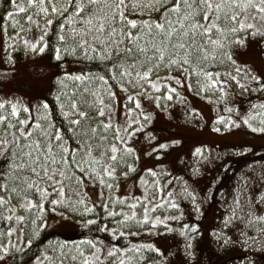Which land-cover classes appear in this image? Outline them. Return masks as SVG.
Wrapping results in <instances>:
<instances>
[{
  "label": "snow or ice",
  "instance_id": "snow-or-ice-1",
  "mask_svg": "<svg viewBox=\"0 0 264 264\" xmlns=\"http://www.w3.org/2000/svg\"><path fill=\"white\" fill-rule=\"evenodd\" d=\"M8 4L10 10L2 18L13 27L10 43L4 45L10 67L15 46L41 55L31 61L30 71L25 69L23 80H17L16 71L0 72V91L15 88L37 98L32 104L0 97V264H6L9 256L17 264L16 254L27 258L19 264H108L109 258H114L112 264H167L153 243L129 240L127 247H106L99 238L83 233L75 240H49L32 252L41 230L50 227L49 219L53 231L79 226L89 233H111L113 239H127L132 228L149 233L163 228L178 232L185 254L194 257L199 225L174 228L169 221L180 220L183 213L155 214L162 207L180 208L172 186L164 187L162 169H144L139 177L142 195L120 196L115 189L120 187L119 178L136 170L132 161L139 157L131 138L153 123L154 114L142 100L156 108L163 102L166 108L168 101L183 100L178 86L186 82L188 89L217 103L234 91L232 83L242 92L264 93V73L238 62L239 48L250 36L264 42V0H8ZM34 28L40 34L30 38ZM68 57L85 65L94 63L74 72L66 66ZM101 66L102 71L92 70ZM111 82L125 93L123 123L113 119L117 94ZM233 111L225 106L224 114L215 116L214 131L243 123L264 133V126L254 127L257 119L264 125V101L252 104L238 119H233ZM188 115L200 113L191 108ZM180 137L173 133L158 138L146 131L145 138L150 154L159 157L182 145ZM205 149L196 147L193 156L205 159ZM86 180L101 186L100 200L89 199ZM181 191L199 212L196 193L187 185ZM256 199L264 204V193ZM98 207L104 217L119 218L116 227L98 223ZM247 208L246 226L257 236L242 233L245 248L264 237V227H257L264 225V214H256L251 205ZM238 211H244L239 197L224 217L223 229L245 219ZM223 229L212 233L217 242L223 240L221 247L232 243Z\"/></svg>",
  "mask_w": 264,
  "mask_h": 264
},
{
  "label": "rangeland",
  "instance_id": "rangeland-1",
  "mask_svg": "<svg viewBox=\"0 0 264 264\" xmlns=\"http://www.w3.org/2000/svg\"><path fill=\"white\" fill-rule=\"evenodd\" d=\"M2 9L0 10V72L16 71L17 80H23L26 71L31 70V61L36 60L41 54L25 52L22 46L11 48L14 64L9 65L7 55L9 49L5 48V43H10L8 37L12 35L13 27L10 20L2 18L6 10H10L8 0H0ZM23 15L18 17L23 24ZM40 34V29H35L29 34L30 38ZM240 64H247L258 74L264 73V42L257 37H249L245 46L239 48ZM67 68L70 71L78 72L83 68L81 63L67 60ZM215 70V69H213ZM224 71L223 68L220 69ZM234 91L230 92L225 101L217 103L215 98L209 101L203 95H198L195 89H188L185 85L178 86L183 100L174 99L167 102L165 108L162 102L161 107L156 108L142 100L143 107L153 112V123L147 127L146 131L153 132L158 138L170 137L173 133H180L183 140L182 145L173 146L166 156H155L149 152V141L146 140V131L142 130L131 138L130 144L137 149L138 159L132 161L136 165V170L129 174L127 178H119L120 187L115 189L117 195L130 196L142 195L139 177L144 175L145 168H160L165 173L164 187L172 186V190L177 194V202L180 208L167 209L166 207L156 210V215L175 216L183 213L180 220L172 221L174 228H179L182 224L197 223L199 225V236L196 240L195 256L188 257L184 252V238L178 232H164L163 228H158L154 232L137 231L132 228L127 239L117 236L112 238L111 233L93 231L89 233L86 229L76 227H65L53 231L51 225L54 223L49 219V228L41 230V238L46 239L49 235L53 238L49 240H75L80 238V234L91 235L99 238L109 246L115 244L117 247H127L128 241L133 243H153L160 247L167 264H246L252 261L253 264H264V260L256 261L254 257L264 251V237H258L260 243L254 244L249 248L243 245L244 237L242 233L256 237L254 229L246 226L247 205H251L256 214H264V204L256 199L264 193V133L255 132L243 123L222 130L214 131V120L217 114H224L225 106L235 109L232 116L238 119L245 115L250 106L258 101H264V93L261 92H242L232 83ZM117 94V101L113 102L115 115L114 121L125 120L124 105L127 103L118 85L113 88ZM216 96L219 93L215 94ZM0 97H18L23 102L31 100L36 103L37 98L29 97L23 92L13 88L11 91H0ZM131 107V105H128ZM191 108H196L200 115L191 117L188 115ZM259 120L254 121V127H261ZM206 146L205 159H197L193 156L196 147ZM154 147V144H153ZM244 147L249 150L242 151ZM145 153H149L145 155ZM227 165V167H225ZM198 166L199 171L194 172ZM126 169H121L124 171ZM178 178V179H176ZM146 179L151 180L150 177ZM187 185L190 191L197 195V202L200 204V211L197 212L192 205L190 198H185L182 187ZM85 191L92 201L100 200L101 186L85 181ZM105 196L108 195L104 190ZM166 195L167 193H161ZM239 197L243 213L237 212L238 216L244 215L245 219H237L229 224L227 229H223L224 217L229 215L234 208V201ZM119 207V206H118ZM142 211V209H138ZM102 207H98V223H104L108 227H116L115 220L119 218H106L103 216ZM78 224V221H77ZM257 227H264L258 225ZM223 229L232 243L221 247L223 240L217 242L213 237V230ZM127 230V229H125ZM27 259L20 254H16V260ZM114 258H109L108 264H112ZM12 263V256L7 258L6 264ZM27 264H32L28 261Z\"/></svg>",
  "mask_w": 264,
  "mask_h": 264
},
{
  "label": "trees",
  "instance_id": "trees-1",
  "mask_svg": "<svg viewBox=\"0 0 264 264\" xmlns=\"http://www.w3.org/2000/svg\"><path fill=\"white\" fill-rule=\"evenodd\" d=\"M2 5H4V3H3V4L0 3V10L2 9ZM50 35H51V34L49 33V36H50ZM67 60L74 61L71 57H68ZM92 63H94V62H89L87 65L82 64V65H83V68H86V69H87V68H91V67H92ZM92 70H93V71H102V66H101L100 68H93ZM111 83H112V90H113V88L116 87L117 84H116L115 82H111ZM54 104H55V101L50 99V105H54ZM53 118L56 119L57 122H59V116H58V113L54 112V114H53ZM65 134H66V135H71V133H67V132H66ZM71 145L74 147V146H75V142H74V141L71 142ZM51 238H53L52 235H49V237L46 238V239H42L41 236H40V237H37V238H36V242H35V243L33 244V246H32V252H36V249H37L38 247H42L43 244H46V243L49 241V239H51ZM32 252H29L28 255L30 256V255L32 254ZM260 253H261V254L256 255V256L254 257V260H256V261H261V263H262V260H261V259L264 260V251H260ZM36 254L38 255L39 253L37 252ZM11 264H12V263H11ZM17 264H19V263L17 262Z\"/></svg>",
  "mask_w": 264,
  "mask_h": 264
}]
</instances>
